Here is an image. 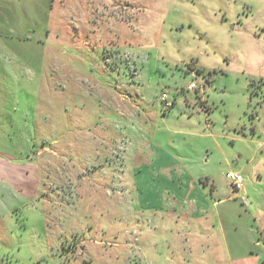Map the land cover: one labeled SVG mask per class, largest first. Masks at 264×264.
<instances>
[{
	"label": "rangeland",
	"instance_id": "rangeland-1",
	"mask_svg": "<svg viewBox=\"0 0 264 264\" xmlns=\"http://www.w3.org/2000/svg\"><path fill=\"white\" fill-rule=\"evenodd\" d=\"M15 54L20 57L17 75L0 67V100L7 103L8 115L39 120L47 137L33 136L31 150H22L16 140V152L29 154L24 156L34 163L47 162L34 153L45 144L103 130L126 133L128 103L147 105L152 126L162 130L167 148L189 164L193 174L208 178L209 189L212 184L217 188L222 202L216 210L220 218L215 235L224 232L222 240L234 259L262 243L255 218H261L264 206L259 203L264 195V146L258 149L252 142H264V0H0V63ZM192 84L205 87L209 112L196 94L190 105L186 102ZM164 93L171 108L162 102ZM70 149L73 165L92 162L78 147ZM253 157L243 173L250 196L239 199L226 174ZM116 191L106 192L113 196ZM93 194L86 203L95 213L92 199L100 195ZM40 196L42 212L52 193L41 190ZM72 196L81 198L78 187ZM22 211L33 210L25 205ZM113 212L122 218L134 210ZM134 214L143 226L142 213ZM88 222L108 226L113 220L99 216ZM136 226L138 221L126 230ZM27 228L22 242L34 241L41 253L52 256L44 225L35 218ZM97 235L102 244L99 258L104 253L103 261L116 260L112 238ZM122 249L119 254L126 252ZM27 253L25 249V257Z\"/></svg>",
	"mask_w": 264,
	"mask_h": 264
},
{
	"label": "crops",
	"instance_id": "crops-1",
	"mask_svg": "<svg viewBox=\"0 0 264 264\" xmlns=\"http://www.w3.org/2000/svg\"><path fill=\"white\" fill-rule=\"evenodd\" d=\"M18 59L16 54L15 58L5 57V62L0 63L3 72L17 75ZM196 66L201 70L197 63ZM193 75L197 76V72ZM191 92L186 102L190 105L189 100L196 94L200 106L209 112L211 108L203 94ZM260 99L264 101V95ZM6 107L7 103L0 100V264H264V195L259 197L262 216L255 218L259 223L258 238L261 235L263 241L235 260L222 240L224 232L215 235L220 218L216 210L222 202L217 200V188L212 184L209 189L208 178L193 174L190 165L167 148L162 130L152 126L147 105L141 108L136 102L128 103L126 133L103 130L62 136V143L55 140L50 146L45 144L34 152L36 158L46 157L48 161L44 163L31 162L25 157L29 154L22 151L35 146L31 144L33 136L47 138L41 132L39 120L8 115ZM257 118L260 119L259 113ZM16 140L22 142L20 152L14 150ZM252 143L259 144L258 149L264 146V142ZM73 147H78L80 155L93 157L92 162L81 167L73 165L68 159ZM254 159L245 164L238 162L234 172L243 174ZM254 169L255 166L251 168ZM45 184L47 188H42ZM73 187H78L80 199L72 196ZM109 188L116 189V194L110 196L106 192ZM41 190L52 193L47 210L42 212ZM93 192L100 195L92 199L91 204L98 210L95 213L89 212L90 203H86ZM232 192L239 199L250 196L246 185L242 192ZM25 205L33 211L23 212ZM120 208L134 212L120 218L113 212ZM135 212L144 216L143 226ZM145 215L149 219L147 228ZM99 216L113 222L108 226L88 222L89 218L94 221ZM35 218L44 225L43 235L48 236L47 245L52 249L50 257L40 252V244L22 242L28 224ZM137 221V230H126V226ZM97 234L112 238L110 249L116 260L103 261L104 253L99 258L102 244L97 241ZM121 246L122 253L126 251L123 254H119ZM88 254L90 259H86Z\"/></svg>",
	"mask_w": 264,
	"mask_h": 264
},
{
	"label": "built area",
	"instance_id": "built-area-1",
	"mask_svg": "<svg viewBox=\"0 0 264 264\" xmlns=\"http://www.w3.org/2000/svg\"><path fill=\"white\" fill-rule=\"evenodd\" d=\"M204 86L203 87H198L196 84H192L189 87V91H200L201 93L204 92ZM200 89V90H198ZM203 90V92H202ZM169 95L164 93L162 95V102L165 104L166 107L171 108L173 106V104H171L169 102ZM226 179L229 182L230 188L234 191V192H242L245 189V177L242 173L240 172H234V171H230L226 174Z\"/></svg>",
	"mask_w": 264,
	"mask_h": 264
},
{
	"label": "trees",
	"instance_id": "trees-1",
	"mask_svg": "<svg viewBox=\"0 0 264 264\" xmlns=\"http://www.w3.org/2000/svg\"><path fill=\"white\" fill-rule=\"evenodd\" d=\"M198 74L200 73V71H196ZM212 77H213V74L212 73H210V75H209V78H207L208 79V81H210V79H212ZM251 85H253V84H251Z\"/></svg>",
	"mask_w": 264,
	"mask_h": 264
}]
</instances>
